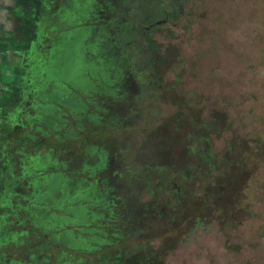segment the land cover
<instances>
[{
  "label": "flooded vegetation",
  "instance_id": "1",
  "mask_svg": "<svg viewBox=\"0 0 264 264\" xmlns=\"http://www.w3.org/2000/svg\"><path fill=\"white\" fill-rule=\"evenodd\" d=\"M43 2L47 10L44 21L46 32L42 36L31 33L29 45L16 49L20 55H15L13 71L17 72L16 77L19 71L27 77L31 75V70H37L36 84L31 85L36 92L29 96L32 98L29 101L32 110L27 114V119L34 118L29 126L43 130L44 127L37 123L45 122L47 128L55 132L57 139L52 144L55 150L68 151L75 148L77 153L73 161L76 163L73 164L78 167L80 177L70 176L64 170L65 167H62L64 161L55 159L49 149L42 148L46 145L43 139L33 141L36 145L35 148L32 146L34 152L21 157L19 164L20 174L24 178L20 185L26 191L23 194L26 203L22 209L33 222H38L45 241L58 243L60 259L65 262L68 248L77 252H93L100 250L99 246L103 243L126 249L135 245L129 244L126 238L118 243L119 241L110 239L101 240L97 233L95 237L84 236L90 227L100 225L96 220L114 210V204L110 201L112 197L102 190L95 174L106 166L109 148H114L112 143L117 140V145L122 144L119 142L122 140L119 135L124 133L121 130L126 127L136 128L135 123H129L127 119H143L148 114L157 117L155 110L150 109L153 108L154 101L175 102L170 96L175 88L171 85L166 90L168 94L164 97L167 99L165 100L155 95V90L148 91V85L140 84L143 88L140 91H147L140 101L143 107L134 100L137 96L126 94L128 84L131 87L134 84L123 79L118 57L127 53L128 49L124 46L125 43L117 42L115 33L109 31L108 24L99 20L101 14L106 16L102 10L107 15L113 14V6L109 1ZM31 3L40 4V0H29L27 4ZM244 5L239 9L237 22L226 26L224 31L239 39H236L237 46L232 47V55L236 53L238 57L236 68L234 65L231 67L232 64L229 66V82L224 86L211 87L194 82L196 71L192 66L191 73L179 72L181 78L188 74L187 77L191 79L189 82L187 80V88L184 85V91L176 94L180 104L179 108H174L172 118L180 125L183 121L180 117L182 110L190 106L195 119L198 114V119L191 128L185 151L173 163L172 178H159L156 190H147L152 200L154 195L164 193L167 181L173 188L169 211L172 207L176 210L190 202L197 204L201 213L202 209L210 208L209 215L200 216L199 230L205 233L211 229L213 257L220 259L223 257L220 247H224L230 239L236 241L240 237L247 238L251 246L257 247L261 243L264 249V41L262 43L261 40L264 38V26H261L260 20L261 6L245 5V10ZM179 6L171 11V15L176 17L172 27L178 28L176 34L180 49L189 51L186 41L190 28L208 20L209 12L202 0H179ZM38 9L36 11L40 13L41 9ZM26 11V4L23 3L17 13L24 14ZM168 13L145 26V31L162 24L169 25L171 16ZM102 18V21H106ZM15 22L9 19L6 24L8 31L12 30L15 34L16 41L20 39L18 26L22 22L18 18ZM185 23L186 26L181 25ZM122 25L127 29L129 23L124 21L119 31H122ZM181 27L184 31H180ZM245 37L252 38L251 41L255 40V43H246ZM39 39L43 44L40 46V58L32 63L31 46ZM191 49L192 47L190 53L193 54ZM158 87L161 88L162 85ZM106 98L111 100H104ZM211 98L219 100V103H214ZM8 112L5 113L12 117V113ZM203 112L205 115L201 117L200 113ZM67 115L73 120L71 128ZM6 119L2 117L0 130H9ZM146 123L147 121L141 120L142 125L137 129ZM23 126L24 123L21 128ZM87 130L92 131L93 142ZM3 185L7 187L11 184L4 181ZM116 210L119 211L118 208ZM141 210L148 221L145 224L146 234L156 231V238H146L140 246L157 247L153 254L156 256L158 247L163 243L159 238L158 227L169 213L164 212V206L157 204ZM214 221L218 224L215 229ZM152 222L157 224L156 228L151 226ZM121 230L123 228L115 227L112 233L117 235ZM94 231H99L102 237L100 229ZM219 238L222 239L221 243L218 242ZM154 240L158 243L153 244ZM106 258L109 256L99 258V264H109Z\"/></svg>",
  "mask_w": 264,
  "mask_h": 264
},
{
  "label": "rangeland",
  "instance_id": "2",
  "mask_svg": "<svg viewBox=\"0 0 264 264\" xmlns=\"http://www.w3.org/2000/svg\"><path fill=\"white\" fill-rule=\"evenodd\" d=\"M43 1L40 0L41 12L37 13L40 21L35 25H30V35L35 33L42 36L46 32L44 21L47 10ZM106 1H109L113 6V14L107 15L106 11L102 10L106 16L101 15L106 21H102V17L99 20L106 22L107 26L110 27L109 31L115 33L117 42L125 43L124 46L128 49L127 53L125 52L118 57L123 79L134 84L132 87L128 84L125 89L126 94L137 96L134 100L143 107L140 101L147 91H140L143 89L140 84L148 85L146 89L148 91L155 90L154 94L160 98H164L168 94L166 90L173 85L175 91H172L170 96L175 102L156 100L153 108L150 109L155 110L157 117L152 114H143V119H138L139 117L127 119L129 123L134 122L136 128L126 127L121 130L124 132L119 135L122 138L119 142L122 144L117 145L116 140L112 143L113 149L108 147L109 160L106 166L95 174L102 190L112 197L110 201L114 204V210L96 220V223L100 225L90 227L84 236L95 237L98 234L101 240L110 239V241H119L118 243L126 238L129 244L135 245L126 249V247L103 243L99 246L101 247L100 250L93 252H77V250L66 248L67 253L64 258L66 264H99L98 259L102 256H109L106 258L109 264H264V249L261 243L257 247L251 246L250 240L242 237L236 241L230 239L224 247H220L223 252L221 259L213 257L214 250L212 248L214 246L212 243L214 241L211 238V229L205 233L199 230L200 216L209 215L211 209L204 208L201 213L199 206L190 202L176 210L172 207V210L169 211L172 203L170 197H172L173 191L171 183L165 182L164 193L162 191L163 196L156 194L151 200L147 193L149 189L156 190L159 178L164 180L169 177L172 178L173 163L185 151L190 140L191 128L194 126V121L198 119V114H196L197 118L195 119V114L192 113L190 106L182 110L180 117L183 118V121L180 125H177L172 118L174 108H179L180 104L176 94L178 91H184V85L187 88V83L191 79L187 77L188 74L186 77L183 74L191 73L192 66L196 71L194 77L196 83L200 82L211 87L224 86L228 83L230 80L229 66L232 64L231 67L234 65L236 68L238 56L236 53L231 56L232 47L228 44L227 34L224 32L226 26L237 22L239 9L244 4L262 6L263 0H202L209 12L208 20L194 24L190 28L186 41L189 51L180 49L179 38L176 34L178 28L177 26L172 27L176 17L171 15V11L180 7L179 0ZM245 5L244 9L247 10ZM161 10L162 12H160ZM167 13L171 16V25L162 24L150 31H145V26L157 18H163ZM260 20L263 27L262 11ZM124 21L129 23L128 28L124 29L122 25V31H119L120 25ZM186 23L181 25L186 26ZM31 26L34 30L31 29ZM180 31H184V29L181 27ZM236 39L239 40L237 37ZM245 39L246 43L251 45L253 42L255 43V40L251 41L252 38L245 37ZM261 40L263 43L264 38L262 37ZM41 44V39H39L37 43L35 42L31 46L33 52L30 59L32 63L40 58ZM146 47L150 49H145ZM191 47L193 54L190 53ZM179 72L183 73L182 78ZM230 72L232 73V68H230ZM25 76L21 75L19 71L18 76L10 84V100L13 104L16 101L19 104H15L16 107L8 112L12 113V117L5 113L4 117L7 118L9 130H2L6 134L3 136V141L14 145V150L4 155L5 159L11 161L13 167L10 165V168L14 173L13 178L10 176L6 179L11 185L5 186L0 195V209L2 208L0 211V252H5L3 255L0 253V264H19L25 261H31L33 264H63L65 262L60 259L58 243L45 241L43 231L38 228V222H33L22 209L26 203V200L23 199V194H26V191L20 185L24 182V178L20 174L19 164L21 157L34 152L36 145L33 144V141L43 139L46 147L43 146L42 148L49 149L55 159L63 160L62 167H65L64 170L70 176L80 177L78 167L74 165L76 161H73L76 159L77 151L75 148L68 151L55 150L52 146L57 139L55 132L49 127L47 128L45 122L39 121L37 123V125L44 127L43 130H38L33 125L29 126V123L34 119L32 117V119H27V114L32 110L29 102L32 98L29 96L36 92V89L31 85L36 84L37 70H31V75ZM159 85L162 87H158ZM197 95L199 96L198 93ZM104 100L111 99L106 98ZM212 100L214 103H219V100ZM32 114L35 113L32 111ZM204 115V112L200 113L201 117ZM67 117L70 118V115ZM46 120L49 121V119ZM141 120L147 121V123L137 129L142 125L140 124ZM22 122L24 126L21 128ZM72 123L73 120L70 118L69 128L73 127ZM87 133L93 142L92 131L87 130ZM19 143L22 144L19 145ZM52 148L53 150H51ZM19 150L22 151L19 152ZM1 158L2 156H0ZM76 172L78 173L76 174ZM3 186L1 183V190ZM154 204L164 206V212L169 213L158 227L160 231L157 233L162 240L161 243H163L158 247L156 256L153 254L157 247L140 246V244H144L143 240L146 238H156V231H151L150 235L146 234L147 227L145 224L148 221L141 213L142 208L151 207ZM131 208L133 210H126ZM213 223L215 229L218 224L216 221ZM151 226L156 228L157 224L152 222ZM115 227L123 228V230L114 235L112 232ZM99 229L103 232L102 237L99 231H94ZM72 230L78 233L75 229ZM213 238L215 240V237ZM155 242L158 243L154 240L153 244H156ZM218 242L221 243L222 239L219 238Z\"/></svg>",
  "mask_w": 264,
  "mask_h": 264
},
{
  "label": "crops",
  "instance_id": "3",
  "mask_svg": "<svg viewBox=\"0 0 264 264\" xmlns=\"http://www.w3.org/2000/svg\"><path fill=\"white\" fill-rule=\"evenodd\" d=\"M32 1V0H31ZM29 0H0V121L2 117H4L5 112L10 111L11 109L15 108V104H19L18 101L12 102L11 98V87L10 84L13 83L14 79L16 78V71H13V64L16 60V53L20 55V52H17V48H26L29 45L31 40L30 36V25H35L38 22L37 19V9L40 8V4H27ZM26 4V12L24 14H18V9L21 4ZM35 10V13H34ZM39 10V9H38ZM35 14L30 18L31 14ZM21 20V24L18 26L20 30V39H16L14 37L13 31H8L6 21L10 19L11 22L16 23V19ZM16 25H14L15 27ZM33 27L31 26V29ZM34 30V29H32ZM14 40H13V39ZM10 55H7L9 54ZM6 135L2 130H0V184L7 181L6 179L11 176L13 178V173L11 171L10 165H12L9 159H5L4 155L8 152L14 150V145L10 143H5L3 141V136ZM9 144L10 146H8ZM13 167V165H12ZM6 177V178H5ZM9 182V181H8ZM4 187L0 188V195L4 191ZM9 187V186H7ZM2 209V208H1ZM0 209V211H1ZM2 255L5 252H0Z\"/></svg>",
  "mask_w": 264,
  "mask_h": 264
},
{
  "label": "trees",
  "instance_id": "4",
  "mask_svg": "<svg viewBox=\"0 0 264 264\" xmlns=\"http://www.w3.org/2000/svg\"><path fill=\"white\" fill-rule=\"evenodd\" d=\"M261 11H262L263 18H264V0L262 1ZM263 23L264 22H262V24ZM226 40H227L228 44L231 47H236L237 43H236V38L235 37H233L231 35H226ZM231 55H232V53H231Z\"/></svg>",
  "mask_w": 264,
  "mask_h": 264
}]
</instances>
